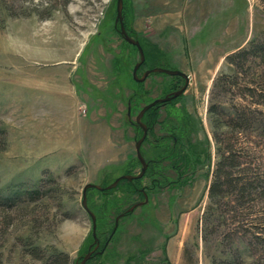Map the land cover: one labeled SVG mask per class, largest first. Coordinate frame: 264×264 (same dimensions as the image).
I'll return each mask as SVG.
<instances>
[{
  "label": "rangeland",
  "instance_id": "rangeland-1",
  "mask_svg": "<svg viewBox=\"0 0 264 264\" xmlns=\"http://www.w3.org/2000/svg\"><path fill=\"white\" fill-rule=\"evenodd\" d=\"M116 17L117 0H0V264H46L36 246L64 251L70 264L89 250L87 264H264L248 244L261 228H247L237 205L208 195L219 158L211 106L264 110L259 96L217 81L235 71L227 55L264 33V0H124V24L145 52L138 75L179 69L190 83L142 118L150 128L141 150L155 161L139 190L128 179L88 188L96 247L84 186L140 172L136 116L185 83L163 72L136 80L140 53ZM258 70L249 63L242 86ZM257 112L238 145L264 155ZM144 192L148 201L127 212ZM254 210L250 217L264 215Z\"/></svg>",
  "mask_w": 264,
  "mask_h": 264
},
{
  "label": "trees",
  "instance_id": "trees-1",
  "mask_svg": "<svg viewBox=\"0 0 264 264\" xmlns=\"http://www.w3.org/2000/svg\"><path fill=\"white\" fill-rule=\"evenodd\" d=\"M226 59L234 66L235 71L232 74L219 75L217 81L229 84L231 87H237L241 93L247 91L253 98L259 96L256 101L259 105L264 106V33L251 40L246 46L227 55ZM249 63H258L260 70L257 71V78L252 81V84L242 86L239 82V76L241 73L243 74ZM248 104L241 108H234V112L231 114H228L219 105H213L210 108L214 114V119H216L214 138L218 144L219 158L213 171L214 175L208 188V195L210 200L215 203L224 202L226 198L228 199L227 202L237 205V210H240L241 213H236V220L242 221L241 223L245 222L244 224L247 223V228L250 226L261 228L251 232V240L248 244L256 243L261 256H264V215L250 217L251 212L256 211L254 209L260 210L261 208L264 212V155L249 143L244 146L238 145L243 131L254 130V121L258 118L254 115L256 111L263 116L262 121L260 120L261 131L259 134L264 139V110L254 109ZM222 125L226 129L219 131ZM2 134L5 135V130H2ZM151 168L149 163L144 176L148 175ZM140 179L127 181L139 190L138 181ZM105 190L107 188L103 189V191ZM140 191L143 193L142 189ZM35 193H39V190L31 191L32 195ZM95 215L98 218L96 213ZM32 252L34 256L43 259L46 264H70L68 254L57 248L51 247L50 252H47L40 246H36ZM213 264H236V262L224 259L214 261Z\"/></svg>",
  "mask_w": 264,
  "mask_h": 264
},
{
  "label": "water",
  "instance_id": "water-1",
  "mask_svg": "<svg viewBox=\"0 0 264 264\" xmlns=\"http://www.w3.org/2000/svg\"><path fill=\"white\" fill-rule=\"evenodd\" d=\"M123 8H124V0H117V17H116V24L120 25V29L119 32L120 34L123 36V38L125 40H127L129 43L134 44L135 46H137L139 53H140V60L136 63L134 70H133V76L136 80L138 81H143L145 80L151 73L154 72H163V73H167L169 75H178V76H182L185 79V83L183 84V86H181L179 89H176L168 94H166L164 97H159L156 98L155 100H153L152 102L146 104L138 113V115L136 116V122L143 128V134L142 136L137 140L136 142V151H137V156L138 159L141 162V170L139 173L137 174H122L120 176H118L112 183H110L107 186H102L96 183H87L84 186V190H83V206L85 207V209L88 211V213L91 215L92 220H93V235H94V243H96V247H98L99 245V240L97 237V233H96V215L95 213L90 209V207L88 206L87 203V190L90 187H96L100 190H103L105 188H112L115 187L119 181L121 179H128V180H133L136 178H140L142 177L149 165L148 160H146V158L144 157L141 147L142 144L144 142V140L146 139V136L148 134V125L146 123H144L142 121V118L145 114V112L147 110H149L151 107L157 105L158 103H164L167 101L172 100L173 98L180 96L185 89L188 87L189 83H190V76L185 73L182 70L179 69H170V68H165V67H154V68H150L147 69L143 72V74L141 76L138 75V69L139 67L142 65V63L145 61V52H144V48L140 42L139 39L133 37L132 35L129 34L125 24H124V18H123ZM144 196L145 199L139 202H136L135 204H133L132 206H130L127 209V212H131L133 211L137 206L143 205L145 202L148 201V195L146 192H144ZM126 212L120 213L119 216L116 219V223H115V228L117 227L118 224V220L121 216H124ZM94 250H89L83 257V259L77 263V264H87L88 259H90L92 253Z\"/></svg>",
  "mask_w": 264,
  "mask_h": 264
},
{
  "label": "flooded vegetation",
  "instance_id": "flooded-vegetation-1",
  "mask_svg": "<svg viewBox=\"0 0 264 264\" xmlns=\"http://www.w3.org/2000/svg\"><path fill=\"white\" fill-rule=\"evenodd\" d=\"M149 128H150V126H149ZM149 161H150V162H151V161H152V162H154V161H155V159H150V160H148V162H149ZM150 162H149V163H150Z\"/></svg>",
  "mask_w": 264,
  "mask_h": 264
}]
</instances>
